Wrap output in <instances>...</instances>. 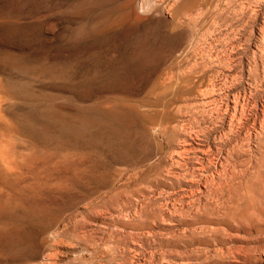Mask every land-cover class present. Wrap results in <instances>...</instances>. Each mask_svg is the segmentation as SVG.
Returning <instances> with one entry per match:
<instances>
[{
	"label": "rangeland",
	"instance_id": "374dc122",
	"mask_svg": "<svg viewBox=\"0 0 264 264\" xmlns=\"http://www.w3.org/2000/svg\"><path fill=\"white\" fill-rule=\"evenodd\" d=\"M0 211V264H264V0H0Z\"/></svg>",
	"mask_w": 264,
	"mask_h": 264
},
{
	"label": "bare ground",
	"instance_id": "6f19581e",
	"mask_svg": "<svg viewBox=\"0 0 264 264\" xmlns=\"http://www.w3.org/2000/svg\"><path fill=\"white\" fill-rule=\"evenodd\" d=\"M113 113H114V112H113ZM115 113H116V112H115ZM116 115H117V114H116ZM116 115H114V116H116ZM118 115H119V113H118ZM120 116H121V114H120ZM108 117H109V116H108ZM118 119H119V118H118ZM112 120H113V119H112ZM114 120L116 121V119H114ZM117 121H118V120H117ZM162 132H163V131H162ZM215 194H216V193H215ZM215 194H214V195H215ZM209 207H210V206H209ZM188 209H190V208H188ZM0 212H1V211H0ZM180 212L182 213L181 210H180ZM180 212L178 211L176 214H179ZM208 212H209V211H208ZM163 213H164V212H163ZM174 213H175V212H174ZM174 213H173V217H174ZM217 213H218V212H217ZM182 214L184 215V214H186V212H185V213H182ZM204 214H206V213H203L201 217H203ZM142 215H143V214H142ZM155 215H156V214H155ZM180 215H181V214H180ZM146 216H147V214H146ZM176 216H177V215H176ZM184 216H185L186 218H188L187 214L184 215ZM206 216H207V214H206ZM149 217H150V215H149ZM171 217H172V214H171ZM173 217H172V218H173ZM190 217H191V216H190ZM197 217H199V216H197ZM204 217H205V215H204ZM208 217H209V216H208ZM150 218H153V220L155 219V218H154V215H152V217H150ZM169 218H170V215H169ZM178 218H179V219H177L176 221H178V223H179V222H180L179 220H180L181 217H178ZM191 218H192V217H191ZM191 218H188V219H190V220H186V221L183 220V224L186 223L187 225H188V224H192V225H194V224H196V223L198 224V222H201V223H203V224H204V223L206 224V219H204V218H199L197 222H195V220L193 219L194 216H193L192 219H191ZM195 218H196V217H195ZM209 218H210V217H209ZM156 219H157V218H156ZM156 219H155V220H156ZM174 219H176V218H173V220H174ZM181 219H185V218L183 217V218H181ZM236 219H237V218H236ZM150 220H151V219H150ZM144 221H145V219H144ZM151 221H152V220H151ZM151 221H150V223H152ZM176 221H175V222H176ZM184 221H185V222H184ZM208 221H210V220H208ZM219 221H220V220H219ZM146 222H147V223H146ZM146 222H145L146 224H140V225H141V226H142V225H145V226L147 227V224H148V227H149V228H148V227H147V228L150 229V228H151V227H150L151 224L149 223V221H146ZM156 222L159 223L160 221H158V219H157ZM171 222H172V221H170V224H171ZM187 222H188V223H187ZM153 223H154V222H153ZM153 223H152V225H153ZM173 223H174V222H173ZM173 223H172V225H173ZM181 223H182V222H181ZM181 223H179V224H181ZM193 223H194V224H193ZM197 224H196V225H197ZM199 224H200V223H199ZM133 225H134V224H132V226H133ZM140 225H139V228L141 229V226H140ZM149 225H150V226H149ZM161 225H162V224H161ZM168 225H169V224H168ZM181 225H182V224H181ZM187 225L184 224L185 228H186ZM130 226H131V225H130ZM157 226H158V225H157ZM175 226H177V225H175ZM178 226H179V225H178ZM126 227H127V226H126ZM134 227H136V225H135ZM146 227H143V228H144L143 230H145ZM163 227L166 228L165 226H163ZM163 227H162V228H163ZM167 227H168V226H167ZM170 227H171V226H169V228H170ZM129 228H130V227H129ZM132 228H133V227H131V229H132ZM137 228H138V227H137ZM147 228H146V229H147ZM159 228H160V226H159ZM169 228H168V229H169ZM134 229H136V228H134ZM134 229H133V230H134ZM170 229H171V228H170ZM189 229H191V228H189ZM200 229H201V227H200ZM136 230H137V229H136ZM136 230H135V231H136ZM162 230H163V229H162ZM164 230H165V229H164ZM139 231H141V230H139ZM147 231H148V230H147ZM201 231H202V229H201ZM203 231H205V230L203 229ZM203 231H202V232H203ZM206 231H207V229H206ZM206 231H205V232H206ZM94 232H95V231H94ZM191 232H192V231H191ZM191 232H189V233H190V234H193V232H192V233H191ZM202 232H200V234H201ZM205 232L202 233V235H204V238H205V235H206V234H204ZM195 233H196V232H195ZM195 233H194V235H195ZM208 233H209V232H207V234H208ZM213 233H214V232H213ZM7 234H8V233H6V235H7ZM175 234H176V233H175ZM175 234H174L173 236H175ZM177 234H178V233H177ZM177 234H176V235H177ZM196 234H197V233H196ZM200 234L198 233L197 236L200 235ZM211 234H212V233H211ZM183 235H184V234H183ZM185 235H187V232L185 233ZM194 235H193V236H194ZM208 235L210 236V234H208ZM208 235H207V236H208ZM7 236H8V235H7ZM9 236H10V235H9ZM9 236H8V239L11 238V237H9ZM177 236H179V234H178ZM177 236H176V237H177ZM187 236H189V235H187ZM190 236H192V235H190ZM190 236L188 237L189 240L192 238V237L190 238ZM195 236H196V235H195ZM195 236H194V238H192V240H193V239L195 240ZM197 236H196V237H197ZM207 236H206V237H207ZM209 236H208V237H209ZM127 237H128V236H127ZM127 237L125 236V239H126ZM198 237H199V236H198ZM200 237H202V236L200 235ZM208 237H207V239H208V241H209V238H210V237H209V238H208ZM6 238H7V237H5L4 240H5ZM154 238H155V237H154ZM173 238L175 239V237H173ZM177 238H178V237H177ZM183 238L185 239L186 237L183 236ZM202 238H203V237H202ZM213 238H214V236H213ZM8 239H6V240H8ZM13 239L15 240L16 238H12V240H13ZM158 239H160V238H158ZM158 239L156 238V241H158ZM170 239L173 240L172 237H171ZM178 239H179V238H178ZM178 239H176V240L178 241ZM188 239H187V242L189 241ZM197 239H198V238H196V240H197ZM216 239H217V238H216ZM216 239H215V240H216ZM4 240H3V241H4ZM9 240H10V239H9ZM9 240H8V241H9ZM12 240H10V241L12 242ZM14 240H13V241H14ZM126 240H127V239H126ZM167 240H168V238H167ZM192 240H191V242H192ZM198 240L200 241V240H202V239H198ZM198 240H197V241H198ZM211 240H212V239H211ZM222 240H223V239H222ZM222 240H220V241L222 242ZM3 241H0V243L3 242ZM16 241H17V240H16ZM19 241H20V240H19ZM107 241H108V240H107ZM118 241H119V240H118ZM120 241H121V240H120ZM120 241H119V243H120ZM124 241H125V240H124ZM163 241H164V240H162V242H163ZM165 241H166V239H165ZM177 241H176V244H177ZM216 241H218V239H217ZM220 241H219V242H220ZM6 242H7V241H6ZM11 242H10V243H11ZM139 242H140V241H139ZM141 242L144 243V241H141ZM147 242H148V241H147ZM153 242H155V241H153ZM162 242L159 240V242H158L159 245H161L160 243H162ZM179 242H180V241H179ZM185 242H186V241H185ZM191 242H189L190 245H191ZM202 242H204V244H205V240H204V241L202 240ZM219 242H218V243H219ZM13 243H14V242H13ZM15 243H17V242H15ZM114 243H117V242L114 241ZM119 243H118V245H119ZM123 243H124V245H125L126 242H122V244H123ZM143 243L140 244V245H143ZM163 243L165 244V242H163ZM168 243H169V242L167 241L166 244H168ZM194 243H195V242H194ZM194 243H193V244H194ZM197 243H198V242H197ZM197 243H196V244H197ZM206 243H208V242H206ZM3 244H5V241H4ZM11 244H12V243H11ZM122 244H121V245H122ZM150 244L153 245L154 243H151V242H150ZM155 244H156V243H155ZM166 244H165V245H166ZM172 244H173L174 246L176 245V244H174V243H172ZM185 244H186V243H184V245H185ZM198 244H199V243H198ZM202 244H203V243H202ZM202 244H201V245H202ZM219 244H221V243H219ZM5 245H6V244H5ZM7 245H9V242H8ZM113 245H114V244H113ZM113 245H112V246H113ZM146 245H147V247H149V246H148V243L146 244V241H145V246H146ZM157 245H158V244H157ZM157 245H155V246H157ZM162 245H163V244H162ZM162 245H161V246H162ZM165 245L163 246V249H164ZM170 245H171V243H170ZM178 245H179V243H178ZM178 245H177V246H178ZM207 245H208V244H207ZM114 246H115V245H114ZM122 246H123V245H122ZM150 246H151V245H150ZM166 246H167V245H166ZM174 246H173V247H174ZM188 246H189V244H188ZM191 246H192V245H191ZM115 247H117V249H118V248H121L120 246L118 247L117 245H116ZM115 247H113L114 249H113V248H111V249L115 250ZM142 247H144V246H142ZM147 247H144V248L147 249ZM153 247H154V246H152V248L149 247V248H151L150 250H152ZM158 247H159V246H157V248H158ZM170 247H171V246H170ZM175 247H176V246H175ZM186 247H187V246H186ZM144 248H141V249H144ZM149 248L147 249V251L149 250ZM161 248H162V247H161ZM161 248H159V250H161ZM165 248H166V247H165ZM178 248H179V247H178ZM184 248H185V246H184ZM184 248H182V249H184ZM111 249H110V250H111ZM146 249H145V250H146ZM100 250H101V249H100ZM154 250H155V249H154ZM171 250H173V252H174L175 248H174V249L172 248ZM171 250H168V251L170 252ZM189 250H190V249H189ZM107 251H108V249H107ZM107 251H105V252H107ZM111 251H112V250H111ZM111 251H109V252H111ZM152 251H153V250H152ZM156 251H158V250L156 249ZM162 251H163V250H162ZM165 251H167V250H164V251H163V254H164ZM168 251H167L166 253H167V255H170V254H168ZM184 251H185V250H184ZM98 252H99V251H98ZM105 252H102V253L104 254ZM113 252H115V251H113ZM113 252H112V253H113ZM119 252H120V251H119ZM154 252H155V251H154ZM181 252H183V251H181ZM96 253H97V252H96ZM100 253H101V251H100ZM112 253H110V254H112ZM117 253H118V251H117ZM121 253L123 254L124 252L122 251ZM150 253H151V252H150ZM152 253H153V252H152ZM170 253H171V252H170ZM103 254H102L101 256H103ZM106 254H107V253H106ZM114 254H115V255H113V256H116V255H117L116 252H115ZM153 254H154V253H153ZM153 254H152V255H153ZM184 254H185V253H184ZM99 255H100V254H99ZM99 255H98V257H99ZM123 255H124V254H123ZM154 255H157L156 252H155ZM165 255H166V254H165ZM107 256H110V255H107ZM163 256H164V255H163ZM180 256H181V255H180ZM225 256H226V255H225ZM117 257H118V256H117ZM121 257H122V256H121ZM121 257H120V258H121ZM161 257H162V255H161ZM178 257H179V256H178ZM100 258H101V257H100ZM100 258H99V262H100ZM105 258H106V255H105ZM111 258H112V256H111ZM115 258H116V257H115ZM142 258H143V257H142ZM151 258H153V257H151ZM158 258H159V257H158ZM108 259H109V257H108ZM112 259H114V257H113ZM112 259H111V260H112ZM140 259H141V258H140ZM144 259H145V258H144ZM153 259H155L157 262H159V261H158L159 259L157 260V258H155V257H154ZM111 260H109V262H110ZM114 260H115V259H114ZM122 260H123V259H122ZM106 261H107V260H104V262L101 261V263H104V264H105V263H107ZM112 261H113V260H112ZM132 262H133V261H132ZM138 262H139V261H138ZM147 262H148V260H147ZM153 262H154V261H153ZM101 263H100V264H101ZM110 263H111V262H110ZM110 263H109V264H110ZM112 263H113V262H112ZM122 263H123V261H122ZM122 263H121V264H122ZM154 263H156V262H154ZM96 264H99V263H96ZM124 264H127V263L124 262ZM148 264H149V263H148ZM151 264H153V263L151 262Z\"/></svg>",
	"mask_w": 264,
	"mask_h": 264
}]
</instances>
